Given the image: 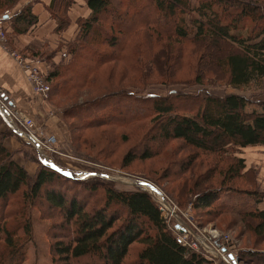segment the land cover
<instances>
[{"label":"trees","instance_id":"1","mask_svg":"<svg viewBox=\"0 0 264 264\" xmlns=\"http://www.w3.org/2000/svg\"><path fill=\"white\" fill-rule=\"evenodd\" d=\"M17 1L0 0V10L11 8ZM63 1L61 6L66 17H60L57 10L52 15L58 22L59 32L69 25L66 12L73 2ZM83 1L91 15L88 19L78 20V35L66 44L68 50L63 54L64 61L58 64L51 62L58 52L52 56V52L41 55L33 47L23 50L27 59L37 60L38 64L47 63V66L51 64L52 69L49 72L43 71L50 86V94L53 91L51 82L63 80L64 72L67 75L73 73L64 83L72 79H78L77 83H80L79 79L81 82L88 80L90 76L88 73L92 70L87 68L85 71L87 76L81 77L77 76V70L73 68L76 67L75 58L78 56L87 53L86 60L95 56L96 59H101L99 61H103V55L106 53L92 55L88 49L92 45L88 38L93 34L97 39L92 30L96 26L101 28V19H108L107 23L114 29V35L117 37L125 36V39L126 37L132 39L127 42L130 45L126 43L127 55L131 52V56L135 47L140 50L135 46V41L142 35L158 43L164 40L190 42L195 46L191 56L195 57L196 61V53L202 52V55H198L200 60L193 80L197 84L202 85L209 76L207 83L211 78H215L236 92H243L249 88L264 91V9L257 5L260 0H253V3L249 0H235L233 4L228 0H136L137 2H131V5L125 8L126 12L122 11L124 7L119 5L123 0ZM58 2L52 0L49 10L54 12ZM129 11L130 14H136L146 20L137 22L138 25L131 27L129 33L125 34L123 25H128L131 19H134L129 18ZM149 14L155 18H151ZM186 15L190 16L188 23ZM36 25L37 19L31 14L30 7H24L5 20V33L8 37L7 26L18 35L27 33ZM135 31L141 32L140 36L134 38ZM101 35L104 33L101 32ZM120 40L107 39L105 46L110 48L113 54H119L125 47L119 46ZM216 53L218 55L221 53V56L214 60ZM144 58L147 56L144 55ZM139 61L140 65L137 63L135 68L134 64L135 69L130 71L136 77L143 64L145 62L149 64L148 59ZM212 66L215 67L214 71L218 77L213 74ZM136 95L129 92V95L117 96L124 99L125 103L120 102L118 107L116 105L110 110L99 107L97 102L94 103L91 110L84 111L88 113L86 116L76 115L79 122H82V128L79 129L91 131L99 123L114 121L113 123L123 124L121 121L152 118L153 125L150 128L155 129L158 134L151 142H155L157 148L173 141H180L185 147L195 151L191 155L190 163L182 161L179 163L180 166L174 162L171 165L177 166L176 169L180 167V170L176 171L177 174L173 175V180L179 183L180 174H186L192 168H196L199 153L218 157L217 162L210 168L209 174H213L210 179L220 175H228L230 181L234 178L240 179L239 174L245 170L244 159L237 158L226 162L225 156L238 153L242 149L264 146V101L255 102L239 93L221 97L195 93H176L170 97L148 95L145 98ZM127 103L139 107H132V112L128 109L123 110ZM254 104L261 107L262 112L247 111V106ZM79 108L76 106L64 113L70 117ZM104 111L105 114H102ZM134 111L136 116H133ZM105 115L110 119L103 117ZM67 124L73 135V129L77 127ZM6 137L7 135L2 136L3 139ZM150 158L151 154L147 153L144 156V159ZM132 160L133 158H130V161ZM222 163L224 165L220 166ZM204 164L203 162L202 165ZM93 181L97 180L79 182L44 165L40 166V173L36 178L30 177L0 143V243L6 247L0 254V264H23L24 250L22 246H15L13 243L16 238H24L27 244L31 243L32 226L31 218L29 219L27 214V205L33 206L35 202L41 209L42 217L43 209L46 213L48 209L64 216V222L57 228L64 232L63 241H55L58 237H54V228L49 239L55 241L51 244L54 256L58 259L63 258L65 264L80 262L124 264L130 248L135 244L140 245L135 264H210L199 253L176 243L174 235L163 224L160 212L148 194L140 191L120 192L101 181H98L99 185ZM55 183L59 187H54ZM181 184L182 190L188 189L187 182ZM101 185L106 186L102 188L104 194L96 200L95 205L92 202L86 203L89 197L97 194ZM220 191V188L213 187L198 195L195 209L207 211L206 214L213 216L234 214L242 221L251 219L256 222L251 233L264 240V210L254 208L235 213L221 206ZM261 201L260 199L255 203ZM12 204L17 206V209L13 211L10 208L8 211ZM121 223L122 225L117 228ZM252 256L254 257L240 256V261L246 264H264V255ZM59 263L61 264L60 260ZM52 264H57L55 259H52Z\"/></svg>","mask_w":264,"mask_h":264},{"label":"rangeland","instance_id":"2","mask_svg":"<svg viewBox=\"0 0 264 264\" xmlns=\"http://www.w3.org/2000/svg\"><path fill=\"white\" fill-rule=\"evenodd\" d=\"M58 1L60 5L57 4L54 8L59 12L60 17H66L62 11L63 6H61L64 1ZM228 1H230V4L235 3V0ZM249 1L253 3V0ZM260 1L261 2H258L257 5L264 9V0ZM33 2H37V0H18L11 8L7 7L1 9L0 18L3 17V22L5 23V20L10 18L14 13L21 11L24 7H31ZM131 2L134 3L137 1L123 0L121 4H119L124 7L122 11L126 12L127 9L125 8L127 6L129 7ZM114 3L118 4L117 2ZM5 16L9 17L5 18ZM149 16L153 19L155 18L152 14H149ZM132 17H134V19H131ZM129 18L131 22H129L128 25L125 23V25H123V32L125 34L129 33L131 27L137 26V22L146 20L145 18L141 19V17L136 14H130V11ZM185 19L188 23L190 16L186 15ZM107 20L108 19L100 20V29L97 26L93 27L92 32L97 35V39L93 34L88 38V40L91 41L90 43H92L88 48L92 55H102L106 53V55H103V61H99L101 59H96L95 56H91L89 58L90 60H86L87 53L75 58L76 67L73 66V68L77 70V76H87L85 73L86 69L89 68L90 71L92 70L88 73V75H90L88 80L86 79L87 81L81 82L79 79L80 83H77L76 80L78 79H72V81L64 83L67 79H70L73 74L71 72L67 75V73L64 72L65 74L62 76V78L64 77L63 80L56 82L53 80L51 82L53 91L51 94L49 93L47 101L42 103L44 106H48L47 109L42 108L41 114L43 119L41 120L36 116L31 117L35 123L34 131L37 132V134L41 135L44 139L51 135L56 139L55 147L49 159L44 161L38 154V151L32 146L26 145L22 138L17 137L21 146L16 151L10 152L13 160H18V156H20V162L24 164L30 162L31 165H33L32 167L38 165L37 173L34 176H30L25 170L27 174L33 178L39 175L40 166L42 165L72 178L75 175V171L81 170L91 172V170L95 169L98 170L96 172H100V170H104L111 180L89 179L76 181L89 182L97 180L93 182L99 185L100 182L98 181H101L120 192L140 191L148 194L147 188L150 189L153 185L151 184L152 187H150L145 184H150L151 182L158 187L157 189L162 191L174 211V217H171L170 221H167V224L163 223L170 232L172 231L171 227L173 223L179 220L182 223H188L190 229L196 232V234L206 237L209 235H215L217 238L225 237L228 239L230 248L238 256L239 260H241L240 256L244 258L247 256L254 257L252 255H264V240L257 238L251 233V230L256 225L255 221L251 219L242 221V219L234 214L213 216L211 214H206L207 211L204 212L195 209L198 195H201L208 189L216 187L221 189L219 192V203L221 206L235 213L253 210L256 205L255 202L264 199V146L242 149L239 150L238 153H230L225 156L226 162H231L237 158H242L245 161V170L238 176H241L240 179L234 178L231 181L228 175L215 176L213 179H210V177L213 176L212 173L209 174L210 168L214 162H217L216 160L218 157L199 153L197 155L198 163L196 162V168H192L190 172L186 174H180V182H187L188 185V189L182 190V184L173 180V175L177 174L176 171H179L180 167L176 169L177 166L172 167L171 165L173 162L178 165L182 161L183 163H190V158H192L191 155L194 154L195 151L185 147L180 141L164 144L163 147L158 146L161 148L159 150L155 142H151V139L155 138L158 134L155 129L150 128L153 125L151 122L152 118L148 117L143 120L138 118L136 121L130 119L127 122L121 121L123 124L107 121L108 123H99L89 131L79 129L82 128V122H79L76 116H86L88 113L84 111L88 109L91 110L93 104L96 102L99 107H106V110H110L116 105L118 107L120 102L125 103V101L117 96L129 95V92L137 94V97L140 95L139 97L143 98L148 95L170 97L171 94L176 93L209 94L216 97L239 93L240 95L251 98L255 102H260L264 101V91L249 88L243 92H236L230 86L215 80V78H211L213 83H209L211 79L208 80L207 83L206 81L209 76L202 85L197 84V82L193 80L195 79L196 67L200 60H198V55H202V52L196 53V61V58L191 56L195 46L190 42L164 40L158 43L142 35L135 41V46L140 50L138 51L135 47L134 53L130 56L131 52H129L127 55L126 43L132 39L129 37L125 39V36L120 38L114 35L115 31H113L114 29L107 23ZM101 32L104 33L103 36ZM134 33L135 38L140 36L141 32L135 31ZM110 38L121 39L119 46H125L121 53L113 54L112 50L105 46V41H107V39L110 40ZM11 39V36H8L6 39V45L9 50L27 58L23 50L15 44L16 38L15 40L13 38V45L9 41ZM127 44L130 45L129 43ZM66 46V43L59 42L58 49L52 50V56L58 52L55 56L56 60H52V63L58 64L64 61L63 54L68 50V46ZM144 55H146L147 58H144ZM220 56L221 53L219 55L216 53L214 60L219 59ZM140 59H148L149 64L145 62L143 68L138 70L139 74L138 77H136L130 71L136 68L137 63L140 65ZM95 60L97 61L96 63ZM31 61H34L41 71L45 70V72H49L52 69L50 67L51 64L47 66V63H39V65L36 62L37 60ZM134 64L135 68H133ZM211 69L214 71L215 67L212 66ZM215 71L213 74L217 76ZM58 86H60V88ZM114 96L116 97L114 98ZM34 98L37 99L36 97ZM76 106L80 107L79 110H81V112H78V110L68 117L65 113ZM135 106L136 105L127 103L123 110L128 109L132 112L133 110L131 108ZM251 106L252 108L247 109V111L254 110L256 112H262L261 107L255 104ZM187 107L189 106H186V108ZM63 114L64 116L66 115L65 118L67 121L64 119ZM102 114H105V111ZM134 114L135 111L133 116H136ZM137 115L139 114L137 113ZM107 116L108 115H105L103 117L110 119ZM51 123H53V127L50 126ZM67 123L77 127L75 130L73 129V135H71ZM56 131L58 133H56ZM6 138H8V136ZM147 153L151 154L150 159H144ZM130 158H133V160L130 161ZM203 162L205 163L204 165H202ZM222 165L224 164L222 163L220 166ZM178 166H180V164ZM29 171L32 172V170ZM142 185H144V187H142ZM53 186L59 187L56 183ZM100 187L97 194L92 195V198L89 197L90 199L88 198L86 203L91 204L92 202L95 205L96 200L104 194L102 188L106 186L101 185ZM80 194L83 195V193ZM150 195L155 199L154 203L157 204L159 195H157L155 189L150 192ZM174 197L178 198V200ZM10 208L15 211L17 206L12 204L8 208V211ZM40 210L36 202L33 206L27 205V214L29 219L31 218L32 226L31 243L27 244L24 238H16L14 239L13 245L22 246L25 255L23 264H52V259H55L57 264H60L59 260L61 264H65L66 262L62 260L63 258L58 259L55 257L51 249L52 243L55 241H63L64 239V232L57 229L58 226L64 222V216L62 217L61 213L58 214L48 209H46V213L43 209L42 217ZM121 225L122 223L119 224L117 228ZM53 228L55 229V233H53L54 237H58L54 242L49 239V236H51L50 232ZM5 249V245L0 243V254ZM139 250L140 245H133L130 248V252L124 264H135ZM240 263L246 264L241 261ZM79 264H83V262Z\"/></svg>","mask_w":264,"mask_h":264},{"label":"crops","instance_id":"3","mask_svg":"<svg viewBox=\"0 0 264 264\" xmlns=\"http://www.w3.org/2000/svg\"><path fill=\"white\" fill-rule=\"evenodd\" d=\"M22 1V0H21ZM38 2V3H37ZM33 2L30 10L31 14L36 17L37 25L30 28L27 33L14 34L13 29L8 28V36L12 39L10 43L15 44L21 48V50H27V48H34L41 55H47L52 50H57L59 42L68 43L76 38L78 35V20L88 19L91 15L90 11L86 7L83 0H73L70 8L66 12L69 19V25L63 31H57V20L52 16L55 14L56 9L49 10L52 0H37ZM14 38V40H13ZM49 47V48H48ZM51 50V51H50ZM56 60V58H54ZM0 100L7 101L9 107L20 112L24 116L42 118V108L47 109L48 106H44L42 103L35 99L30 92L29 86L20 71L17 64L11 59L5 51L0 47ZM252 106H247V109ZM53 123L50 124L51 127ZM12 122L9 120L4 111L0 109V143L9 151H16L21 144L17 140V136L14 133ZM56 133H58L56 131ZM7 135L8 138L2 139V136ZM27 145V143L25 142ZM20 156L15 162L25 168L30 176H34L37 173V166L31 165L30 162L24 164L20 162ZM29 170H32L30 172ZM254 208L264 210V199ZM253 208V209H254Z\"/></svg>","mask_w":264,"mask_h":264},{"label":"built area","instance_id":"4","mask_svg":"<svg viewBox=\"0 0 264 264\" xmlns=\"http://www.w3.org/2000/svg\"><path fill=\"white\" fill-rule=\"evenodd\" d=\"M9 17V16H5ZM7 36L5 33V23L3 22V17L0 18V47L8 53L9 57L17 64L20 71L22 72L27 84L29 85L30 91L34 97L40 102L47 101L50 93V86L46 82L43 71L37 67V65L31 60L16 54L15 52L9 50L7 44ZM0 109L4 111L9 120L12 122L14 133L18 138H22L28 145L32 146L44 161H47L51 156V152L55 147L56 139L54 136H47L45 139L35 132V123L33 119L29 116H24L20 112L9 107L8 102L0 100ZM87 171H75L73 179L75 180H89V179H102L111 180L109 175L100 170ZM142 184V183H139ZM153 187H152V185ZM152 188L148 189V194L152 192L153 189L159 195V200H157V208L160 212L163 223L167 224L171 217H174V211L165 198L161 190L157 189L153 183L150 182L145 184ZM144 187V185H142ZM154 193V192H153ZM154 202V198L151 196ZM171 232L175 237V241L182 247L188 248L195 253H199L207 259L210 264H241L238 256L233 252L228 243V239L217 238L215 235H209L208 237L196 234L193 232L188 223H182L179 220L173 223L171 227Z\"/></svg>","mask_w":264,"mask_h":264},{"label":"water","instance_id":"5","mask_svg":"<svg viewBox=\"0 0 264 264\" xmlns=\"http://www.w3.org/2000/svg\"><path fill=\"white\" fill-rule=\"evenodd\" d=\"M6 18V17H5Z\"/></svg>","mask_w":264,"mask_h":264}]
</instances>
